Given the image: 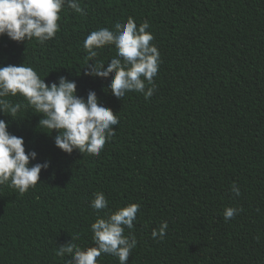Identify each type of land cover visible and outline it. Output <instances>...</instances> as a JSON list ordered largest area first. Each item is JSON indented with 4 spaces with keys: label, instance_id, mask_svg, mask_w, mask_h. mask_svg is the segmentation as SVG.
<instances>
[{
    "label": "trees",
    "instance_id": "1",
    "mask_svg": "<svg viewBox=\"0 0 264 264\" xmlns=\"http://www.w3.org/2000/svg\"><path fill=\"white\" fill-rule=\"evenodd\" d=\"M79 2L85 14L65 6L43 44L0 35V66H31L45 83L74 81L77 96L94 91L119 123L98 156L69 154L55 145L56 130L40 128L34 109L0 113L25 152H36L30 166L48 162L23 195L0 185V264H67V254L55 255L59 246L72 237L94 246L90 224L130 203L139 211L124 235L137 244L126 264H264V0ZM129 17L148 22L160 54L147 100L138 92L116 98L111 73L83 74L85 37ZM97 51L89 64L106 67L115 56L114 46ZM97 192L108 201L100 212L90 207ZM226 207L239 211L225 220ZM162 221L164 239L153 240ZM97 262L119 264L105 254Z\"/></svg>",
    "mask_w": 264,
    "mask_h": 264
},
{
    "label": "clouds",
    "instance_id": "2",
    "mask_svg": "<svg viewBox=\"0 0 264 264\" xmlns=\"http://www.w3.org/2000/svg\"><path fill=\"white\" fill-rule=\"evenodd\" d=\"M67 8L84 15L79 0H0V35H7L13 41L25 42L35 39L43 44L55 37L59 30L60 11ZM145 20L139 24L129 17L116 23L114 29L99 28L90 32L84 41L87 53L84 75L108 78L111 93L122 99L128 92L142 93L145 100L153 95V78L158 72L160 54L150 43L154 37ZM114 46L115 56L107 63L89 60L97 57L99 49ZM23 97L24 105L13 103L9 97ZM21 107H30L34 113L41 114L39 126L45 133L57 131L55 145L66 153L77 149L82 154L98 156L106 141L115 135L113 125L119 123L113 111L99 104L94 91L87 98L76 95V83L65 77L58 81L45 83L37 71L23 63L0 66V113L15 117ZM8 123L0 119V185H8L25 194L39 181V173L47 169L48 162L29 164L36 152H25L23 137L10 134ZM240 195L239 188L233 184L230 189ZM90 207L96 212L105 210L108 201L101 192L94 194ZM139 205L130 203L108 211L106 217L97 216L90 224L91 239L94 246L81 248L74 237L65 245L59 246L55 255L69 257L67 264H98L102 254L116 257L119 264L126 260L137 241L134 235L125 236L127 228L132 230ZM239 210L226 207L224 219L233 218ZM168 223L162 221L159 228L151 231L153 240H163Z\"/></svg>",
    "mask_w": 264,
    "mask_h": 264
}]
</instances>
